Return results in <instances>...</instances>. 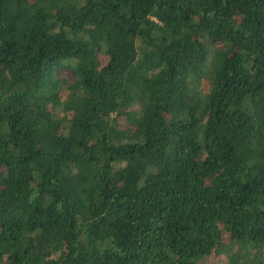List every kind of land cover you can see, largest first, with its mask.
<instances>
[{
  "label": "trees",
  "instance_id": "16d2710c",
  "mask_svg": "<svg viewBox=\"0 0 264 264\" xmlns=\"http://www.w3.org/2000/svg\"><path fill=\"white\" fill-rule=\"evenodd\" d=\"M219 254L264 264V0H0V264Z\"/></svg>",
  "mask_w": 264,
  "mask_h": 264
},
{
  "label": "rangeland",
  "instance_id": "374dc122",
  "mask_svg": "<svg viewBox=\"0 0 264 264\" xmlns=\"http://www.w3.org/2000/svg\"><path fill=\"white\" fill-rule=\"evenodd\" d=\"M55 75L58 78H63L68 84L73 83L76 80V77L74 73L65 68H57L55 70ZM232 250H234V246L232 247ZM225 256L222 254L215 255L213 257H209L203 261V264H225L224 263Z\"/></svg>",
  "mask_w": 264,
  "mask_h": 264
}]
</instances>
